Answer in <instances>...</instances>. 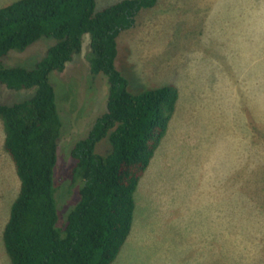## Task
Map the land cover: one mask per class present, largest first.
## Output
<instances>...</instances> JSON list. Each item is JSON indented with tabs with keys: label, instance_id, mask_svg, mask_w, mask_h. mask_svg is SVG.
Masks as SVG:
<instances>
[{
	"label": "rangeland",
	"instance_id": "1",
	"mask_svg": "<svg viewBox=\"0 0 264 264\" xmlns=\"http://www.w3.org/2000/svg\"><path fill=\"white\" fill-rule=\"evenodd\" d=\"M14 1L0 0V6ZM117 1L97 0L96 11ZM245 6L264 9V0H247ZM243 10V0H158L118 36L116 66L129 89L174 85L179 97L136 189L131 233L112 264H264V239L242 237L264 227L256 222L264 217V13L248 16ZM55 42L43 36L1 60L32 68ZM90 51L86 33L81 52L62 72L50 74L64 119L54 169L62 222L79 201L82 184L72 178V149L107 111L108 79L91 72ZM34 92L0 84V103ZM5 137L0 119V264H11L3 232L20 179ZM111 150L108 139L96 146L101 154ZM228 180L233 188L241 185L231 197L237 201L234 215L215 219L216 208L220 214L229 210V190L222 184ZM214 232L217 239L204 238Z\"/></svg>",
	"mask_w": 264,
	"mask_h": 264
},
{
	"label": "trees",
	"instance_id": "2",
	"mask_svg": "<svg viewBox=\"0 0 264 264\" xmlns=\"http://www.w3.org/2000/svg\"><path fill=\"white\" fill-rule=\"evenodd\" d=\"M158 0H119L96 11L97 0H16L0 7V84L34 89L12 104L0 103L4 148L20 179L3 232L11 264H112L131 233L135 192L164 138L179 91L174 85L134 93L116 66L118 36L132 28L143 8ZM91 35L88 60L109 83L107 111L71 155L79 201L59 221L54 169L64 119L50 81L81 52ZM56 42L34 67L5 66L2 57L24 51L41 37ZM108 139V154L96 151Z\"/></svg>",
	"mask_w": 264,
	"mask_h": 264
},
{
	"label": "crops",
	"instance_id": "3",
	"mask_svg": "<svg viewBox=\"0 0 264 264\" xmlns=\"http://www.w3.org/2000/svg\"><path fill=\"white\" fill-rule=\"evenodd\" d=\"M243 3H244V10H243V13H244V15H248V16H250V14L251 13H255V12H263L264 13V9H261V8H256V10L254 9L253 10V12H252V9H250L248 6L246 7L245 6V4L247 3V0H243ZM7 5V4H6ZM0 7H2V6H0ZM241 13H242V11H240ZM246 12V13H245ZM229 181V180H228ZM232 183H233V181H229V184H227V183H222L223 185H225V190H226V192L229 190V192L225 195V197L227 198V199H229V201H228V205H229V210L228 211H225V212H222L221 211V213L222 214H220V211H219V208H216V211H213V213H215V219H216V217L219 219V215H223L225 218H231L234 214H233V212H234V208H235V206H236V204H237V201H235L234 199H231V197L235 194V193H239L240 194V188H241V185L239 184L238 186H235V188H233L232 187ZM230 189H233L232 191H230ZM221 191H224L223 189H221ZM246 198L249 200V198L246 196ZM239 202H240V200H239ZM224 205H225V207H226V203H224ZM252 217H254V216H252ZM259 220L258 221H256V222H258V223H260V224H264V217H260V218H258ZM229 221L227 220V223H228ZM248 222H250V223H255V222H252L251 221V219H250V221H248ZM216 223H218V221H216L215 220V222H214V224H216ZM249 223V224H250ZM213 224V225H214ZM215 225L213 226V231H214V229H215ZM215 234V232L214 233H208V234H206V236L204 237L205 239H217V236H215L214 235ZM254 234H255V236H256V238L258 239V236H261V237H259V238H261V239H264V237H263V234H264V227H262V229H260V231H258V232H256V233H247V232H244L243 233V239L244 240H247L248 238H251V237H253L254 236ZM241 248V247H240ZM242 248H247V247H242ZM213 247H210V249H209V251L210 252H213ZM214 252H217V249H214ZM219 252V251H218ZM202 254H204V252L202 253ZM216 255H218V253H216Z\"/></svg>",
	"mask_w": 264,
	"mask_h": 264
}]
</instances>
